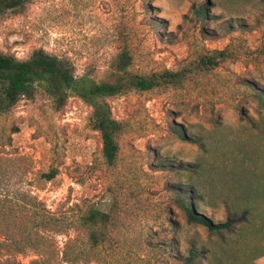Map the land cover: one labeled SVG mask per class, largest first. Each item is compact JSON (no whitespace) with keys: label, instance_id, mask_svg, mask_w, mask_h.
I'll return each mask as SVG.
<instances>
[{"label":"rangeland","instance_id":"374dc122","mask_svg":"<svg viewBox=\"0 0 264 264\" xmlns=\"http://www.w3.org/2000/svg\"><path fill=\"white\" fill-rule=\"evenodd\" d=\"M36 50L97 82L127 52L133 74L178 82L107 99L123 126L112 166L78 97L56 109L38 90L0 115V195L27 206H0V264H179L191 250L197 264H264V0H28L0 17V53ZM182 193L214 223L252 215L212 232ZM92 207L109 215L97 246Z\"/></svg>","mask_w":264,"mask_h":264},{"label":"trees","instance_id":"16d2710c","mask_svg":"<svg viewBox=\"0 0 264 264\" xmlns=\"http://www.w3.org/2000/svg\"><path fill=\"white\" fill-rule=\"evenodd\" d=\"M27 1L0 0V17L8 11L24 7ZM207 12L205 5L196 10L195 14L205 20ZM131 65L132 57L127 52L121 53L112 66L114 79L97 82L87 75L75 76L73 68L66 61L49 55L44 50L34 51L26 60L0 53V115L8 112L22 98L33 97L38 90H42L53 99L56 109L65 106L71 96L78 97L93 110L92 127L101 134L103 156L108 165L112 166L119 154L118 137L123 126L113 117L107 99L130 90L150 91L178 82L177 75L170 71L150 76L133 74L129 69ZM183 138H186L184 134ZM54 177L55 171L46 175L49 181ZM188 194L191 193L180 194L179 199L188 221L201 224L212 232H236L238 225L248 222L252 215L250 210H245L235 214L233 218H229L224 223H214L205 215L195 211L191 197H187ZM14 199L15 195L5 194L2 200V195H0V206L8 202L12 209L14 207L20 208L19 210L27 209V206L20 201L21 199ZM108 222L109 215L93 207L83 218L82 225L89 229V238L93 245L97 246L104 240L105 234L99 230V227H105ZM199 257V251L191 250L189 256L179 264H197Z\"/></svg>","mask_w":264,"mask_h":264},{"label":"crops","instance_id":"0c3cea01","mask_svg":"<svg viewBox=\"0 0 264 264\" xmlns=\"http://www.w3.org/2000/svg\"><path fill=\"white\" fill-rule=\"evenodd\" d=\"M247 210H250L251 211V209L250 208H247ZM252 212V211H251ZM264 256V254L263 255H261L260 257H263Z\"/></svg>","mask_w":264,"mask_h":264}]
</instances>
